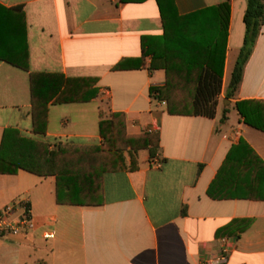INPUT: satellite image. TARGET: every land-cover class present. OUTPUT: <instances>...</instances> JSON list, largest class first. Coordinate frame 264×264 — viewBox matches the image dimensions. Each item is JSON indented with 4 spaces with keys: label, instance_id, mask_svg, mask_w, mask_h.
I'll list each match as a JSON object with an SVG mask.
<instances>
[{
    "label": "crops",
    "instance_id": "0c3cea01",
    "mask_svg": "<svg viewBox=\"0 0 264 264\" xmlns=\"http://www.w3.org/2000/svg\"><path fill=\"white\" fill-rule=\"evenodd\" d=\"M128 1L0 0V6L25 14V42L18 11L8 24L15 31L14 45L20 52L28 48L30 70L0 60V147L11 128L52 149L59 144L100 147V123L116 113L125 114L129 135H160L155 157L149 150L135 156L137 170H131L127 151L121 154L127 170L103 175L100 206L59 205L54 176L24 170L0 174V212L22 201L36 223L28 233L0 235V264H200L220 253L224 240L230 246L229 264H264V200L241 198L253 189L264 194V169L241 145L264 162V132L247 125L236 109L241 101H264V28L237 93L227 99L244 45L247 0H174L181 16L224 3L230 4L231 15L215 117L170 115L166 103L150 94L152 87L165 85L166 71L152 70L153 58L142 48L143 37L164 35L158 3ZM208 20L197 22L201 36L196 39L214 45L218 22ZM121 63L127 69L115 70ZM31 74L92 79L99 93L89 102L55 103L64 92L75 93L79 83L57 92V82L64 80L43 77V89L53 100L47 132L36 134ZM141 152H146L142 160ZM153 158L163 161L160 169L151 168ZM213 182L218 194L230 197L210 198ZM52 231L55 238L46 239Z\"/></svg>",
    "mask_w": 264,
    "mask_h": 264
},
{
    "label": "trees",
    "instance_id": "16d2710c",
    "mask_svg": "<svg viewBox=\"0 0 264 264\" xmlns=\"http://www.w3.org/2000/svg\"><path fill=\"white\" fill-rule=\"evenodd\" d=\"M156 1L164 26V35L158 38L143 37L142 48L144 56L153 58L152 70L166 71V83L162 87H152L150 94L166 103L170 115L214 118L218 97L222 92L230 4L224 3L208 11L181 16L174 0ZM15 11L19 12L22 19V40L25 42L26 22L23 10L0 6V60L29 72L28 48L26 46V51L22 48L20 52L19 47L14 45L15 31L13 27L10 29L8 24ZM209 11L212 13L210 16ZM202 19L207 21L213 19L218 22L219 34L214 45H204L196 39L201 36L198 35L201 28H196V24ZM244 23L246 26L244 45L232 74L227 99L237 93L244 67L264 28V0H247ZM184 36L187 37L184 39ZM150 39L157 42H151ZM216 63L219 64V70H216ZM125 69L127 67L123 63L115 67V70ZM43 77L64 80L57 82L59 90L57 92L62 88L66 90L72 82L79 84L74 86L75 93L64 92L62 97L53 100L43 89L47 84L40 80ZM83 82L86 84L81 85ZM94 85L95 80L92 79L66 80L60 75L31 74L34 132L46 134L49 103L52 100L55 103L89 102L99 93ZM67 94H70L69 98H65ZM236 109L247 125L264 132V101H241L236 104ZM100 133L103 138L100 147L59 144L57 148L52 149L51 145L43 141L23 137L17 129H7L0 147V174L16 175L20 170H24L41 177L54 176L57 182L56 201L59 205L100 206L103 204V175L127 170L121 156L123 152H130L131 170L134 171L137 170L135 156L139 151L149 150L151 157H155L160 149V135L157 133L129 135L126 116L123 113H116L111 119L102 121ZM241 145L248 147L252 163L261 164L264 169L261 158L244 142H241ZM214 185L213 182L208 189L210 198L222 200L230 197L218 194ZM252 191L253 193L241 198L264 200V194L257 191L254 193V189Z\"/></svg>",
    "mask_w": 264,
    "mask_h": 264
},
{
    "label": "built area",
    "instance_id": "2783aa9c",
    "mask_svg": "<svg viewBox=\"0 0 264 264\" xmlns=\"http://www.w3.org/2000/svg\"><path fill=\"white\" fill-rule=\"evenodd\" d=\"M151 168L160 169L163 165V161L159 158H153L149 162ZM36 228V223L31 216V211L27 203L19 201L7 205L0 212V235H19L22 233H28ZM46 239L55 238V232H49L45 234ZM224 240L220 253L215 256L202 259L200 264H229L230 246Z\"/></svg>",
    "mask_w": 264,
    "mask_h": 264
},
{
    "label": "rangeland",
    "instance_id": "374dc122",
    "mask_svg": "<svg viewBox=\"0 0 264 264\" xmlns=\"http://www.w3.org/2000/svg\"><path fill=\"white\" fill-rule=\"evenodd\" d=\"M145 153H146V152H141V153H140V158H141V160L144 158Z\"/></svg>",
    "mask_w": 264,
    "mask_h": 264
}]
</instances>
